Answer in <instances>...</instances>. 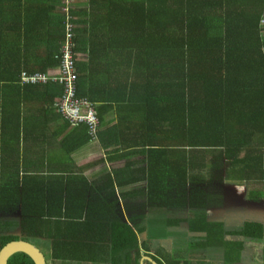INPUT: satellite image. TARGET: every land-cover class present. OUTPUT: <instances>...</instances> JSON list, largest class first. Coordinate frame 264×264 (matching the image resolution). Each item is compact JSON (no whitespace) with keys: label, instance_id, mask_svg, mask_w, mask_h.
<instances>
[{"label":"trees","instance_id":"16d2710c","mask_svg":"<svg viewBox=\"0 0 264 264\" xmlns=\"http://www.w3.org/2000/svg\"><path fill=\"white\" fill-rule=\"evenodd\" d=\"M66 60L75 98L94 111L93 133L56 110ZM105 124L104 152L111 163L126 162L104 171V184L110 182L100 183L110 189L104 199L74 200L77 209L61 213L57 171L47 167L42 180L24 175L20 140L48 131V150L56 143L69 155ZM0 177V214L20 209L24 234L4 235L13 224L1 221L0 248L42 238L48 264H137L152 253L151 238L180 232L157 226L163 218L157 214L148 218L139 249L132 226L115 214V191L144 183L125 198L140 196L149 209L185 222L186 231L206 234L188 249L222 247L225 264L232 262L236 246L223 235L263 240L262 225L245 221L227 230L207 210L219 204L214 191L222 185L259 183L248 199L264 196V0H0ZM45 180L54 191L33 192L32 184ZM106 204L108 216L95 225ZM70 224L92 225L95 241L79 237ZM7 264L33 262L16 253Z\"/></svg>","mask_w":264,"mask_h":264},{"label":"crops","instance_id":"0c3cea01","mask_svg":"<svg viewBox=\"0 0 264 264\" xmlns=\"http://www.w3.org/2000/svg\"><path fill=\"white\" fill-rule=\"evenodd\" d=\"M107 125L108 124H105L104 127H102V129L97 132V136L95 140H91L86 145H83L81 148L77 149L74 153L73 152L70 153L69 155L68 154L66 155L64 151L60 150L56 143H54V146L50 151L48 150V145L45 144L46 142H49V140L46 138V135H47L46 133H48V131L39 130V132L37 133L38 135L33 132L34 133L33 139L25 138L24 140L22 139L20 140V143L17 149L19 150V155L21 156V160H20L21 167L20 168L24 172V175H25V172L27 173L28 176L38 175L39 179L42 180L41 177L43 175L42 174L43 171L45 173L48 172L47 167L54 168L55 169L54 171H57L56 175L59 176L60 178L59 179L60 181L57 180V184L58 182L63 183L60 189H55V191L59 192L61 201H63L64 203L63 209H61V204L60 206H58L61 209V213H64L65 211L70 212V211L76 210L77 206L73 204L74 200L77 201L78 199H82L85 202L87 203L90 202L91 205H94L95 198H101L100 195L102 194V198L104 199L105 196L110 194V189H104V188H101L100 186V183L103 185H108L110 183L109 182L107 184H104L102 180V177L105 175L104 171L108 172L110 164L117 168H121L124 166L126 160L124 157H121L116 162L111 163L108 159L109 156L106 154L107 152L106 151L104 152L103 143H102L103 142L102 132L107 129L106 128ZM70 131L72 130L71 129L66 130L65 132L61 133L59 136L63 134H67ZM76 131L77 130H74V132ZM77 134L80 135L81 131L78 130ZM9 148L11 149V146H9ZM43 150H45V156L43 155ZM36 152H38V155ZM37 171L39 172L36 174ZM79 173H81L82 176H80ZM42 184L46 185L47 184L46 180L43 181V183H38V184L33 183L32 186L35 188L31 187V189L33 190V192L39 191V193L41 192L49 193L52 186H50L51 188L49 189V187L46 185L43 187H39V189L37 190V187H38L37 185L42 186ZM142 184H139L138 186H135V185L122 186L120 188H117L116 186L115 193L119 195L118 199L120 201L117 203L116 206L114 205V207L116 208L115 209L116 216L122 219L123 221H126L132 226L133 230L138 236V241L140 242L139 249L143 252L141 241H144L145 239H147L146 233L148 231V226H147L148 218H152L153 216H156L157 214L164 215V216H160L163 218H160L162 220L158 223L157 226H160V227L164 226L165 231H167V229H171L172 231L178 230L176 229V227H170L171 225L178 224V222L170 221L165 212L158 213L157 211L155 212L149 209L147 206H144L145 201L143 202L140 196L131 197V199L133 200L125 198V195H124L125 192H129L137 187H141ZM51 190L54 191L53 189ZM86 190L88 191V195H86L85 193ZM50 199H52V197H50ZM66 199H69V203ZM110 199L111 197L107 200V204L110 201ZM39 204L41 203L39 202ZM107 204L106 206H103L105 207L104 211L100 213L98 212L97 213L98 217L94 218L95 225H99L100 220L108 216L106 214L107 212H109L110 207H107L108 206ZM140 207L144 208L146 213H137V211L142 210ZM66 208L67 210H65ZM215 208L216 207L210 208L207 210L208 218L214 221H224L227 224V226H230V224L227 223L226 218H231V220H233L235 224L236 222H241V221L243 222V220L247 218H251L250 216H245L243 214H242V217H238L237 214L235 216L233 215L231 216L230 214H227V213L225 214L223 210L215 209ZM19 210L20 209L10 214L9 212L5 213V215L0 214V222L9 220V222L13 224L12 227L9 226L4 229L3 231L4 235L6 234L7 235L9 234L17 235V236L24 235L21 232L19 224L17 226V223H19L22 218L21 211ZM70 213H73V212H70ZM215 213L216 214L219 213L220 215H222V217L220 218L214 217ZM170 216H172L173 218L179 217L177 214L170 215ZM72 225H74L72 227L73 232L75 231L74 229L77 228L76 234L79 237H87L86 240L90 241L91 243L95 241L94 235L92 233V230H93L92 225L84 226V225H78V224H70V226ZM178 226L182 227L181 229H179V231L181 232L186 231L187 229V224L185 222L179 223ZM33 229L35 231H39L38 228H33ZM0 235H1V230H0ZM28 239H30L28 240L30 243H32L34 246H37L36 244L39 243V241L42 238L34 239L32 237H29ZM161 239L162 237H155V238H151L150 241H148V243H150L149 250L152 253L157 252L160 254L159 248L163 252L171 251L170 249L173 246H172V243L170 244V242L173 240V236L172 237L167 236L164 238L163 241L166 242L167 247L164 245H157V246H154V249L151 248L152 244H154L155 242L161 241ZM106 240H108V237L106 238ZM106 243H108V241ZM168 244L170 245L168 246ZM89 250H88V253H89ZM77 264H91V263L87 262V263H77ZM103 264H109V263H103Z\"/></svg>","mask_w":264,"mask_h":264},{"label":"flooded vegetation","instance_id":"af4514ba","mask_svg":"<svg viewBox=\"0 0 264 264\" xmlns=\"http://www.w3.org/2000/svg\"><path fill=\"white\" fill-rule=\"evenodd\" d=\"M225 187L222 185L220 188ZM261 199V198H260ZM260 201L259 199H257ZM256 202V204H263L264 202ZM253 201V200H252ZM254 204V203H252ZM259 206V205H256ZM255 215L251 219H245V221L256 222L262 225V231L264 235V213L261 214L262 217L258 215L255 211ZM263 221V222H262ZM243 222L240 225L235 223L230 224L228 228L227 224L224 222L227 230L238 229L242 226ZM185 232V233H183ZM173 233V240L171 241L172 245L178 243V246L172 248L169 256L164 257L161 254H165L160 248L159 253H151L148 255H141L137 259V264H225V250L222 247H195L188 249L187 245L194 242L204 241L206 234L204 232H190V231H180L179 233ZM176 236V237H175ZM166 237V236H165ZM190 237V238H189ZM193 239V240H191ZM164 240V237L161 241ZM223 240L226 242H231L235 244V248L230 251V255L233 257V261L228 264H264V244L263 240H255L250 238H244L242 236L231 234L227 232L223 235ZM28 242V241H27ZM160 242V241H159ZM30 243V242H29ZM32 244V243H31ZM150 244V243H149ZM181 250L184 251V254L181 256ZM176 252V253H175ZM135 264V263H131Z\"/></svg>","mask_w":264,"mask_h":264},{"label":"rangeland","instance_id":"374dc122","mask_svg":"<svg viewBox=\"0 0 264 264\" xmlns=\"http://www.w3.org/2000/svg\"><path fill=\"white\" fill-rule=\"evenodd\" d=\"M261 188H262V186L259 183H249V184L247 183L246 185H243V186L227 185V186L223 187L222 189L217 187L214 192H215V195H217V197H219V195H220V199L218 200L219 204L217 205V207L215 209H221L224 211L225 214L227 213V214H230L231 216L232 215L235 216L237 214L238 217H242V214H243L245 216H250L251 218L254 215L256 217V213H255V211H256L258 213V215L260 217H262L261 214L264 213V205L263 204H256V202H254V201H256L257 199H253V198L248 199V196H247L250 191H258ZM251 197H255V196H251ZM259 200L260 201H258V200L257 201L263 203L264 202V196ZM252 203H254V204H252ZM256 205H259V206H256ZM141 209L142 210L137 211V213H146L144 208H141ZM150 214H152V213H150ZM162 216H164V215H162ZM214 217L220 218V217H222V215H220L219 213L218 214L215 213ZM251 218H247V219H251ZM226 220H227L228 224L234 223V221L231 220V218H226ZM241 223H242V221L236 222L237 225H240ZM170 227H176V229H178V230L182 228V227L178 226V224L171 225ZM228 228H230V227L228 226ZM159 232L160 231L152 232L151 234L157 236V234ZM167 236L172 237L173 234H167ZM191 240H193V239H191ZM170 244H171V242H170ZM170 244H168V246ZM36 245L39 248L37 246L36 247L40 251H42L41 253H43V255L45 257L46 264H48V262L50 263L49 255H47L45 249L43 248L44 247L43 243L41 241H39V243H37ZM157 245H164L167 247L166 242L160 241V242H155L154 244H152L151 248L154 249V246H157ZM177 246H178V244L177 245L175 244V246H173L172 248H176ZM167 253H170V252H167ZM181 253H184V251H182Z\"/></svg>","mask_w":264,"mask_h":264},{"label":"built area","instance_id":"2783aa9c","mask_svg":"<svg viewBox=\"0 0 264 264\" xmlns=\"http://www.w3.org/2000/svg\"><path fill=\"white\" fill-rule=\"evenodd\" d=\"M69 45L66 47L68 50ZM68 58V56H66ZM61 76L58 78L60 81H65L64 93L56 103V110L65 118L70 119L74 123L81 122L90 126L91 133L94 132L97 120L94 116V111L89 107V103L85 100L77 99L74 96V76L70 70V62L66 60L63 65ZM37 77L31 78V81H35ZM44 77L38 76V81H44ZM56 80L57 78H52ZM26 80V78H25Z\"/></svg>","mask_w":264,"mask_h":264},{"label":"water","instance_id":"95a60500","mask_svg":"<svg viewBox=\"0 0 264 264\" xmlns=\"http://www.w3.org/2000/svg\"><path fill=\"white\" fill-rule=\"evenodd\" d=\"M16 253L25 254L33 264H46L43 253L36 246L24 240L10 241L2 246L0 248V264H7L8 259Z\"/></svg>","mask_w":264,"mask_h":264}]
</instances>
